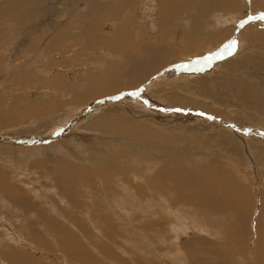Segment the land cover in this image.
<instances>
[{"label": "bare ground", "instance_id": "obj_1", "mask_svg": "<svg viewBox=\"0 0 264 264\" xmlns=\"http://www.w3.org/2000/svg\"><path fill=\"white\" fill-rule=\"evenodd\" d=\"M35 1L36 6L41 5L42 7L41 11L36 8L38 13H28L35 8L30 3L10 6V10L13 11L11 14L15 16L14 20L19 19V24L22 26L27 23L22 19H44L43 26L36 29L40 34L37 42H30L24 51L17 48L19 44L10 45L9 43L10 38L21 37L23 34L21 32L10 34L7 36L8 39L4 40L5 36L2 34L7 27L3 28V23H0V79L2 77L8 79L12 76L14 79L11 82L15 84L13 91L0 97V122H6L5 127L0 126V170L14 169L17 171V168L14 167L15 162L21 164L26 163L27 159L31 161L35 158L48 163L55 161L59 163V166L52 169L53 175L50 181L46 178L31 180V183L36 186V190L31 194L34 198L27 200L20 197L18 190L15 192L8 185L5 181V174H0V207H4L1 211L8 217L11 214L8 210L15 208L17 213L15 217H21V220L11 221L12 225L9 228L0 227V264H55L49 260L44 262L21 250L18 240L24 238V233L21 232L23 224H33L39 229L47 226L44 231L48 232L49 236L64 232L57 236L55 241H49L47 244L52 251H60V255L61 252L63 255H72L69 261L75 264H162L161 262L164 261L166 264H170L169 261L161 259L169 244L166 245L165 242L163 244V241L161 243L160 239L144 241L145 245L136 244L137 236L134 237V233L133 235L119 227L118 233H110L112 240L117 241L98 240L100 239L99 234L103 237L108 235L103 230V222L95 219L105 218V215L102 214L103 210L109 211L110 214L118 212L123 219L128 218L127 221H132L130 216L127 217V213L132 211L144 213L148 209V205L150 207L149 214L155 212L153 205L163 209L161 219L154 220V223L149 222L160 232L168 229L174 230L175 219L180 220L176 224L186 222L185 220L190 218V221L197 222L198 226H204L205 223L201 220L202 213L200 212H205L204 214L206 212L224 213L232 210L236 211V218L239 217L241 221H243V216L241 217L240 213L245 212L250 223L256 216L255 240L252 234V239L256 244L252 243L254 252L251 257L257 258L259 264H264L263 250L260 244L262 238L260 219L264 217V196L259 193L260 191L258 194H246L235 178L229 173L221 171L219 166L224 161L222 158L226 156H223L224 151L238 153L236 150L239 149L238 142L230 133L238 135L245 146L246 140L253 144L259 140L252 139L253 135L243 134L244 132L242 133L241 130L239 132L242 134H240L237 129L249 128L250 124L255 125L256 123L258 128H261V125L264 124V84L259 86L261 83L258 81L259 79L264 80V32L252 28L245 33L249 42L243 49L241 48L242 42L239 48L235 46L236 50L233 51V55L240 50L242 53L222 62L219 65L220 73L219 69L215 67L216 74L201 79L194 78L196 80L189 81L187 84H183L185 83L183 82L180 85L182 87H179L178 84H168L161 77L164 73L154 76L162 68L179 63L177 61L180 60L175 57L179 54L184 56L181 52H193L194 56L198 57L204 53L209 56L212 53L214 55V49L217 43H220V39L214 38V35L217 34V37L220 34L224 27V19L244 18L247 16L249 7L253 11H261L260 7L264 8V0H250L249 7L244 4V0H185L186 5L181 4L178 7L176 17H172V11H167L161 6L165 5L167 9H174L180 2L179 0H151L153 5L162 8V11L165 12V17L162 20L156 19V16H152L154 13L146 9V0H59L60 5H54L56 3L54 0ZM45 2L50 3L49 6H54L49 7ZM83 6H87V9ZM112 8L129 11L125 12L128 14L111 12ZM72 11L81 14V16L71 15ZM7 15L0 14V18ZM49 15H56V18L48 22L45 18ZM118 16L130 19L132 25H128L127 32L122 30L125 25L121 29L111 23ZM217 17L224 19H218L214 26ZM32 23L29 22V24ZM101 24L102 26H100ZM72 25L76 26L74 33H68V28H72ZM106 26H108L107 33L104 32ZM115 28L120 29L117 41L112 40ZM209 30H212V34L209 33ZM35 34L36 32H29L28 41H31ZM242 38L244 37L240 36L237 42ZM189 39L194 41L188 43ZM212 39H214L213 46H209L208 43ZM69 40L71 41L68 42ZM63 41L72 43L75 48H71L68 44L67 47H64L65 49H60L59 54L53 55L50 63L47 61L37 63L43 54L53 53L51 48ZM177 43L183 48H175ZM84 44H91L94 49L102 47L101 51L108 53L101 58L103 62L98 60L97 64L88 66L87 62L96 58L87 54ZM87 49L94 50L91 47ZM67 52L70 54L67 55ZM69 58L74 59L70 61ZM73 61H78V63L72 65ZM210 61L211 59L208 64H205L210 66L212 63ZM211 65H215V63ZM51 68H56V76L48 78L50 74L47 73V69ZM59 69H61V73L57 72ZM209 71L211 72V70ZM209 71H205L206 74L210 73ZM197 75L196 73V77ZM159 76L161 78L156 80ZM148 81L152 82L148 85ZM143 84H147L149 87L145 90L142 89L140 93H144L145 97H149L153 103L168 105L173 109L174 107H183L186 110V106L195 107L208 115L214 114L215 117L227 119L229 125L220 124L214 120L215 118H211L212 121H210L211 119L208 121L206 119L191 120V117V119L189 118L191 121L186 120L185 117L189 114L184 117L185 120H182L183 116L181 118L177 116L178 119L175 120L171 114H168L169 117L159 114L152 115L143 109V104L138 102L139 100L145 101L146 98L143 100L141 97H126L118 99V101L121 99L118 104L125 99L130 100V105L126 110L124 107L116 105L95 106L91 116L86 121H82V124H78V127H81L79 130L70 131L71 133L69 132L64 138L57 141L47 140L49 137L47 136V138L46 134L49 131L52 134V129L66 124L65 120L69 119L68 117L77 108L82 106L88 108L91 103L98 101L93 100L88 105H84L82 104L83 98L96 97L111 91H121L125 87L132 90ZM3 88L0 85V90ZM148 90L149 92H147ZM31 93L32 95H29ZM132 100H135L134 103ZM74 106L76 108L70 113ZM90 106L92 107V105ZM59 108H63L65 112L59 111ZM19 110L26 119L19 116ZM124 111L130 112V118L122 115ZM28 113H32L31 117H27ZM184 114L180 113V115ZM254 115L255 117H253ZM146 116L148 119L143 121L139 128L134 117L144 120ZM252 117L257 122L252 121ZM236 122L241 125H234ZM235 128L237 132L233 130ZM262 130L261 128L258 131ZM78 131L80 132L76 133ZM184 132L188 134L186 137H184L186 134ZM186 140L187 142H185ZM210 140L216 142H213V144H217L215 148L222 146L223 152L214 150L208 144ZM101 143L104 144V147L100 145ZM116 145L120 149L114 150ZM194 147L200 148L201 151L190 152ZM255 148L259 152L257 159L260 162L263 161L264 142L260 145V149L259 147ZM66 150L70 157H67ZM83 150L86 151V155L84 154V157L80 158L78 151L83 152ZM194 150L196 151V149ZM116 153L121 154L120 157ZM203 153L208 155V159H213V162L205 163L203 166L198 162V167L195 166V162L194 164L186 163L188 155L191 154L194 158L195 155ZM99 154L102 156L100 157ZM124 157L125 159H122ZM42 164L37 162L34 167L30 168V171L35 170L38 175L37 170L40 166L41 171ZM157 169L162 170L163 173L176 172L165 180L152 181L154 174L147 175L146 173ZM217 171L218 173H216ZM259 175L260 180L264 183V174L259 173ZM86 178L93 187L97 186V191L94 194L88 192L91 186L87 185L89 182ZM140 181L144 183L146 190H140L138 185ZM41 182H48L49 185L43 187L40 185ZM155 183L157 188H151V185ZM106 194L114 197L113 203L106 200ZM138 197H142L145 205L136 202ZM178 197L183 200L188 197L192 198L193 210L184 213L182 209L184 203L178 201ZM21 200L29 205L28 201L34 204L39 202L42 204V210L37 209L36 212H29L30 214L28 213L29 216H27L22 213L24 209L19 205ZM258 201L260 209L257 213ZM69 207L71 210L84 211V214L81 213L80 217L74 215L75 217L72 218L71 214L67 212ZM3 213L2 215H4ZM47 213L51 215L49 216ZM151 214L153 215V213ZM33 216L36 218L39 216L41 219L32 222ZM88 216L99 222L93 226L95 229L93 232L88 231L84 226V218L87 222ZM146 222V218L142 215L141 219L131 222V226L134 230L137 229V226L145 225ZM113 225L115 227V223ZM32 230L34 232L30 230L31 234L29 233L28 236L36 243H44V237L39 235V230ZM12 231L15 232L14 236H10ZM94 232L97 237L93 234ZM154 232L157 236V232ZM126 234L129 235L126 236ZM161 234L158 233V238L161 237ZM113 237L116 238L113 239ZM118 241L122 244H119ZM202 241L201 238L196 239L195 249L197 251H201ZM152 244L159 250H156ZM124 245L130 248H124ZM224 245L223 260L219 262L216 259L213 261L214 263L246 264L249 262L245 259L246 252L243 247H236L235 250L229 245ZM173 246L180 251V254H183L181 259L178 256L179 263L201 264L194 260L198 254H190L185 244L180 245L176 241ZM58 247L60 249H57ZM36 248L38 247L36 246ZM119 250L129 253L130 261H128L129 257L127 260L122 258L124 256L120 257ZM150 251L153 253H149Z\"/></svg>", "mask_w": 264, "mask_h": 264}, {"label": "rangeland", "instance_id": "obj_2", "mask_svg": "<svg viewBox=\"0 0 264 264\" xmlns=\"http://www.w3.org/2000/svg\"><path fill=\"white\" fill-rule=\"evenodd\" d=\"M54 1L56 2L54 5L59 4V2H60L59 0H54ZM179 1L180 2L176 5V8L174 7V9H167L165 5H162L161 7L163 9H166L167 11H172V17H176L177 16L178 7L181 4L186 5L185 0H179ZM19 3H21L22 5H27L26 3H30L31 5L35 6V8L32 9L31 11H29L28 13H38L39 11H37L36 8L41 11L42 7H41V5H37L36 6V1L35 0H0V14H8L4 18H0V23H3L2 24L3 28L7 27L6 30L4 31V33L2 34V35L5 36L4 40H7L8 39L7 36L10 35V34H16L17 32H21L23 34L21 37L10 38L9 39V43H10V45L13 44V43L19 44L17 48L20 51L21 50L24 51L27 48V46H28V44L30 42H34V43L37 42L38 38L40 37V34L38 33V31L36 29L41 28L43 26L44 19L43 18H37L35 20L22 19V20H25V22H27V23H26L25 26L20 25L19 21H18L19 19L18 20H14L15 16H14V14H11L13 11L10 10V6H15V5H18ZM45 4H47L48 6L50 5V3L48 4L47 2H45ZM146 4H147L145 6L146 9L147 10H151L154 13V15H152V16H156V19L162 20L163 17H165V12L162 11V8H160V7L158 8L155 5H153V2L151 0H146ZM244 4L247 7H249L250 6V0H244ZM54 5L49 6V7H53ZM83 8L87 9V6H83ZM260 10L261 11H258V10L257 11H253L251 9V7H249V8H247V16L246 17L244 16V18H239L240 20L237 19V18H233V19L229 20V19H224V18H221V17H217L215 19L213 25L215 26V24L218 21V19L221 18V19H224V27L225 28L223 27V29L221 30L220 34L217 37H216L217 34L214 35V38L220 39V43H217V46L214 49L215 52L217 53L216 54L214 52L215 56L213 55V53H212L211 56H209V54L207 55V54L204 53V54H202V55H200L198 57V56H194L193 52H181V54H183L184 56H181L179 54L177 57H175L177 60H180V61H177L179 63H176L174 65L171 64L168 67L162 68L160 70V72H158L154 76L156 77L157 75H159L161 73L162 74L164 73L162 76L161 75L160 76L163 77L168 84H171V85H177L178 84L179 87H182L180 85H182L183 82H185L183 84H187V82H189V81L196 80V79H201V78H204V77H207V76H212V75L216 74L217 71H215L216 70L215 67H217L219 69V65L222 62H224L228 58H234V57H236V55L242 53V50H240V51H237L235 53V55H233V51L235 52L236 47L239 48L241 42L243 43V45L241 47L242 49L249 42V39H248V37H247V35L245 33H247L252 28L260 29V31L264 32V8L260 7ZM3 11H6V12H3ZM15 11H17V10H15ZM112 11H117V12H122L123 14H128V13H125V12L129 11V10L121 11L118 8H112L111 12ZM70 14L75 16V17L81 16V14H78V13L76 14L75 11H72ZM55 18H56V15H49L45 19L48 22H50V21H52ZM29 22H33V23L29 24ZM111 23L114 26H118L119 28L121 27V29L125 25L122 30H124L126 32L128 31V25H130V26L132 25L130 19L128 17L126 18L124 16L116 17ZM100 26H102V24ZM75 28H76V26H74V25H72V28L69 27L68 28V33H74ZM229 30L231 31L230 34H229ZM107 31H108V26H106L104 28V32L107 33ZM114 31L115 32H114V34L112 36V40L113 41H117L118 38H119L120 29L115 28ZM214 31H215V29H214ZM29 32L30 33L31 32H36V34L34 35V38L31 41H28ZM209 33L212 34V30H209ZM240 36H243L244 38L238 40L240 42L239 43V42H237V39ZM213 40L214 39H212L208 43L209 46H213ZM70 41L71 40H69L68 42H70ZM193 41H194L193 39L187 40L188 43H192ZM2 42H4V41H2ZM173 42H174V40H173ZM86 43H87V41H86ZM68 44H70L71 48H75V45H73L72 43H65L63 41L60 44H58L56 46L54 45L51 48V51H53V53L43 54V57L37 63H43V61H47L48 63H50L51 62L50 59L53 58V55L59 54L60 53V49L64 48V47H67ZM85 44H84V47H85V50H86L87 54L90 55L91 57H95L96 58L94 60L88 61L87 62V63H89L88 66L97 64L98 60L103 62V60L101 58H103L105 56V54H108V53L106 51H101L102 47L99 48V49H94V47L91 44H87V45H85ZM88 47H91L94 50H88L87 49ZM175 48H183V46L177 43V44H175ZM190 48H193V47L190 46ZM66 54L69 55L70 53L67 52ZM83 54L85 55V53H83ZM208 58L211 59L210 63L211 62L213 64L215 63V65H211L212 64L211 63L210 66L209 65L207 66V64L209 62ZM73 59L74 58H69L70 61H72ZM77 63H78V61L77 62L76 61L71 62L72 65H76ZM205 63H207V64H205ZM81 65L83 66L82 62H81ZM60 70L61 69H59L57 72L61 73ZM209 70H211V72ZM205 71L206 72L209 71L210 73L206 74ZM218 71L220 73V69ZM47 73L50 74V76H48V78L55 77L56 76V68L47 69ZM196 73L200 77L198 75L196 77ZM200 73H203V74L200 75ZM160 76L157 77L156 80L161 78ZM194 78H196V79H194ZM13 79H14V77H12V76L8 77V79H3V77L0 79V85L4 87L2 90H0V97H3L5 94H7V93H9V92L14 90L15 84L11 82ZM170 79H171V81H169ZM258 81L261 83L260 85L258 84L259 86H262L264 84V80L263 79H259ZM151 82L152 81H150V82L148 81L147 84L149 85ZM147 84H143L141 86L134 87L132 90L125 87L121 91H111L110 93L101 94V95H98L96 97L83 98L82 99V104H84V105H88L93 100H98V101H95V102L91 103L90 105H92V107L90 105L88 106V108L87 107L83 108V106L81 108L79 107V109L77 108V110H75L76 112L75 111L73 112V109H75L76 106L72 107L70 113L73 112V114L68 117L69 119L65 120V121H67L66 124H64L62 126H60L61 125L60 124L59 125L60 127L57 126L58 128L52 129V134L49 133V132H51V131H49L48 133L51 134L52 136L47 133L46 137L48 136L49 138L47 137L48 139L47 138L46 139L47 140L51 139V140L57 141V140H60V139L64 138L70 131L71 132H75V131L79 130V128H81V127H78V124L79 125L82 124L83 123L82 121H86L89 118V116H91L90 114L92 113V110L95 108V106H99V105H102V106L116 105V106L124 107L125 110H126L128 105H130V100L127 101V99H125L120 104H118L122 98H126V97L127 98L128 97L129 98L130 97H138V98H140L141 97L143 100H145V98H146L145 94L143 93L144 94L143 95L142 93H140V91L142 89L145 90V88H148L149 86ZM147 92H149V90ZM29 95H32V93L29 94ZM116 96H118V97H116ZM119 98H121V99L118 101ZM134 101L135 100H132V103H134ZM151 101L152 100H150V98L148 97V98H146L145 101L139 100L138 102L141 105L143 104L142 105L143 109H145V111L151 113L152 115L159 114V115H161L163 117H166V116H168V114L169 115L171 114V116L174 117L175 120L178 119V118H176L177 116L180 117V118H181V116H183L182 120H185V119L186 120H190L192 118L191 120H193V119L200 120L201 119V121H202V120L206 119V121H208V119L215 118L214 120H217L218 122H220V124L224 123L225 125H229V124H227L228 123L227 119L222 118V117H215L216 115H214V114L208 115V113H206V112H204V111H202L200 109H196L195 107H191V106L187 107L186 106V110L183 107H177V108L174 107V109H173V107H171V106H168V105L165 106L164 104L160 105V103H157L158 104L157 105L156 103H153V101L152 102ZM77 106H80V105L77 104ZM148 108H149V110H148ZM62 110H63V108H59V111H62ZM62 112H65V110H63ZM180 113L181 114L186 113V114L180 115ZM177 114H179L180 116L177 115ZM187 114H189V115H187ZM199 114H200V116H199ZM2 115H5V113H2ZM31 115H32V113H30V114L28 113L27 117H31ZM122 115L124 117H126V118H128V117L130 118V112L124 111V112H122ZM19 116H21L23 119H26L24 117V115L21 114V110H19ZM192 116L193 117L195 116L196 118L195 117L193 118ZM197 116H198V118H197ZM184 117H185V119H184ZM253 117H255V115ZM253 117H252V121H256L257 122V120H255ZM80 118H82V119H80ZM134 119L137 121L138 127L140 128L142 126L143 121L148 119V117L146 116L144 118V120L136 118V117H134ZM212 119L210 121H212ZM219 119H222V120H219ZM65 121H63V122H65ZM5 124H6L5 121L4 122H0V126H2V127H5ZM230 124H232V123H230ZM238 124H239L238 122L234 123V125H236V126H240L241 125V124L240 125H238ZM255 125H253V124H250V126L248 125L250 129L247 128V127H242V129H244L243 131H242V129H237V130H238V133H240L239 131L241 130L242 133L244 132L243 134H247V135L249 134L250 136L253 135L252 139L261 140V142H258L259 140L257 141L258 144H257V142H255V144H253L251 141L246 140L245 141L246 146H245V145H243V143L239 139L238 135L230 133L238 142L239 149H236L238 151V153H232V152H227V151L223 152L222 151L223 150L222 146L215 148V146L217 145V144H215L216 143L215 141H211L210 140L211 142L209 141L208 144L214 150L222 151L223 154H224L223 156L226 155L225 158L224 157L222 158V160H224V161H222L221 164H219L221 171H223V172H225L227 174L229 173L230 175H232L235 178V180L238 182V185L242 186L243 191H245L246 194H251V195L252 194H258V192L260 191L259 193L260 194L262 193L263 196H264V183L259 178V176H260L259 173L264 174V167H263L264 160L260 162V160L257 159V154L259 152H257V150L255 148V147H259V149H260V145L264 142V138H263L264 137V134H263L264 133V126H263L264 124L261 125V128L263 129L262 131H258L261 128H258V124L257 123ZM256 127H257V130H256ZM251 128H255V129L251 130ZM233 130H235V132H237L236 128L233 129ZM64 131H65V133H64ZM79 132L80 131H78L76 133H79ZM184 133H186V132H184ZM242 133H240V134H242ZM230 134H227V135L230 136ZM187 135L188 134L186 133L184 135V137H186ZM256 136L258 138H255ZM185 142H187V140ZM213 142H215V143L213 144ZM247 142H248V144H247ZM100 145L103 146L104 144L101 143ZM69 147H67V148H69ZM117 147H118V145H116L115 148L113 147L114 150L120 149L119 147L118 148ZM67 148H65V149H67ZM204 148H205V146H204ZM194 149H196V151ZM199 149H197V147H194L193 149H191V150L188 149V150H190V152L192 151L194 153L195 152L198 153V152L201 151V149L200 150ZM67 153H68V151H67ZM84 154L86 155V151L85 150H83V152L82 151H78V156L80 158L84 157ZM191 154L188 155V159H186L185 161H186V163L188 162V163H191V164H194V162H195V166L196 167H198V164H202V166H203V164H205V163L213 162V159H208V155L206 153H203L202 155H195L194 158L191 156ZM116 155L120 157L121 154H117L116 153ZM204 155H205V157H204ZM99 156L101 157L102 154H99ZM197 156H198V158H197ZM67 157H70L69 153H68ZM189 158H191V159H189ZM192 158L194 159V161H193ZM122 159H125V157L122 158ZM37 162L43 163L42 167H41V171H40V166H39V170H37L39 172L38 175L35 173V170L30 171V168L34 167ZM256 165H258V166H256ZM58 166H59V163L55 162V161H53L52 163H48L47 161H42L39 158H35V159L31 160V161H29V159H27L26 163H21V164H17L16 162L14 163V167L17 168V171H15L14 169H11V170L10 169H8V170L1 169L0 170V174H2V175L5 174V181L8 183V185L10 187H12L15 192H16V190H18L20 197L25 198L27 200L29 198L30 199L34 198L33 196H31V194L36 190V186H34L31 183V180L32 179H36V178H46L48 181H50V178L53 175L52 169L53 168H57ZM260 167H261V170H260ZM175 172L176 171H172V173H169V171H168V172L163 173L162 170H158L157 169L156 171H148V173H146V174L147 175L154 174V177L152 178V181L155 180L157 182L159 180H165V179L169 178ZM216 173H218V171ZM184 174H188V173H184ZM29 175H31V177H29ZM263 179H264V175H263ZM86 180L89 182L88 184L86 182V184L89 185L90 181L87 178H86ZM91 180H92V177H91ZM40 185L44 187V186H47L49 184H48V182L47 183L41 182ZM138 185H139L140 190L145 189V185H144V183L142 181H140ZM90 186H91V189L88 192L94 194L95 191H97V186L94 185L95 187H93L91 184H90ZM243 186H245V187H243ZM151 188H153V189L157 188L156 183L151 185ZM148 195H149V191H148ZM105 198H106V200H108L111 203H113L112 200H113L114 197L106 194ZM146 198H148V197H146ZM90 199H93V198H90ZM24 200H21L19 205H20V207H23L24 211L22 213H24L25 215L29 216L30 213L36 212L37 209H40V211L42 210V204H39V202H35L36 204H34L31 201H28V203H30V205H29V204H26V202ZM178 201H183L184 205H183L182 209H183L184 213L186 211H188V210H193L194 205H193L192 198L188 197V199L183 200L181 197H178ZM23 202H24V204H22ZM136 202H139L140 204L145 205V202L142 199V197L141 198L138 197ZM111 203H108V204H111ZM160 204H161V202H160ZM257 204L258 205H257L256 211L258 213L259 209H260L259 201L257 202ZM111 205H113V204H111ZM147 208L149 210L146 209V211H145L146 213L145 212L144 213H141V212L139 213V212H133L132 211L134 213L133 214L131 211H130L131 213L128 212L127 213V217L130 216V220L132 219V221H127L128 218L126 220L123 219L122 215L121 214L119 215L118 212L117 213H113L114 214L113 215V214H110L109 211L103 210L102 214L105 215V218H95V219H97V221L103 222V224H102V225H104L103 230H105V234L106 235L108 234V235L105 236L106 237L105 238V237H103V236H101L99 234V238L100 239H98V238L97 239L98 240H102L103 242L105 241V239L106 240H110V241H117V240H112V235L110 233H118L119 227H121L122 229L124 228V230L126 232H131L132 234L134 233L135 234V235L133 234L134 237L137 236L136 237V244H144L145 245L144 241L147 242L150 239L151 240L160 239L161 243L163 241V244H164V242H165L166 245L169 244L170 246L167 245L168 247L165 249L166 253H164L162 255L163 257L161 256V259L169 261L170 264H184V263H179V257H178V256H180V259H181V256L183 254H180V251L173 246L174 242H176V241H178L180 245H184L185 244V246H186V248H187V250H188V252L190 254H196L197 253L198 255L194 257V260L199 261L201 264H216V263L213 262L214 260L218 259L219 262L221 260H223L222 259V255L224 254V246H225L224 244L229 245V247H231L232 249H235V250L237 249L236 247H239V246L243 247L244 252H246V255H245L246 258L245 259H247L249 261L246 264H257V262H258L257 258L254 259L253 257H251L252 252H254V249H253L254 245L256 244V243H254V240L256 239V234H255V227H256L255 226L256 225L255 219H256V216H254L255 217L254 219L252 218V221L250 223V220H248L247 214H245V212H241L243 215L240 213L241 217L243 216V218H242L243 221H241L239 219V217L236 218L237 217L236 211H232V210L224 212V213H222V212H212L213 214L210 213V212H206V214H204L205 212H200V213H202L200 215L201 220L204 221V223H205L204 226H198L197 222L190 221V218L185 220L186 222H182V223L176 224L180 220L179 219H175V222H174V227L175 228H174V230L168 229L167 230L168 233H167L166 230H162L163 232H165V233H163L162 231L160 232V230H156L153 226H151L152 224L149 223V222H153L154 223L155 221L161 219L163 217V216H161L163 214V209L160 206L153 205V208L155 209V212H151V213H153V215H152L151 213L149 214V211H150L149 205L147 206ZM1 209H4V207H0V225H1L0 227L9 228V226L12 225L11 221L21 220V217H17V218L15 217V216H17V213L15 212V208H14V210H11V209L8 210L9 212H11V214L8 215V217L1 211ZM110 209H112V208H110ZM1 212L5 216L2 215ZM67 212H69L71 214L70 216H72V218L75 217L74 215L80 217L81 213L84 214V211L71 210L70 207H69ZM232 212H233V214H232ZM47 214L49 216L51 215L49 213H47ZM47 214H42V215H47ZM220 214H221V216H219ZM237 214H239V213H237ZM142 215H144V217L146 218L147 222L145 223V225H141L140 227H138L136 225L137 229L133 230L131 224L134 221H137V220L141 219ZM39 216L42 218L41 215H39ZM39 216H38V218L33 216L32 217V222L34 220H40L41 218H39ZM111 216L112 217L115 216V217H118V218H114L113 217V219H116V220H113ZM154 217H156V218H154ZM84 219H85L84 220V224H85L84 226L88 229V231L89 230L92 231V232L95 231L93 226L95 225V223L97 224L99 222H97L96 220L91 219L89 216L87 218V222H86V218H84ZM75 220L78 221L77 218H75ZM260 222H261L260 223L261 224V226H260V235L262 237L260 239L261 240L260 244H261V248L263 250L262 255H263V259H264V217L262 219H260ZM113 223H115V227H113L114 226ZM245 224H246V226H245ZM187 226H189V227H187ZM21 227H22L21 228V232L24 233V238L18 240V246L21 248V250L23 252H26L27 254L29 253L32 256L36 257V258H40L44 262L49 260V261L54 262L55 264H75L74 262L69 261V259L72 257V255H63L62 254L63 252H61V255H60V251H56V252H54L55 250L52 251L50 249V247L48 246V244H47L49 241H55L57 239V236H60L64 232L54 233L53 235L49 236V233L44 231L47 228V226H43V227H41V229H39L38 227H34L33 224H28V225L27 224L26 225L23 224V226H21ZM121 228H120V230H121ZM176 228H178V229H176ZM32 229L39 230V235L44 237V243H36L28 236L29 233L31 234V231H33ZM154 231L157 232V236H156V233ZM250 231H251V233H250ZM55 232H56V229H55ZM98 232H99V230H98ZM146 233H148V234H146ZM158 233L159 234L162 233L160 235L161 237H159V238H158V236H159ZM240 233H241V235H240ZM14 234H15L14 231L10 232V236H14ZM93 234L95 235V237H97V234L95 232ZM163 234H164V236H162ZM252 234L254 235V237H253V239L255 238L254 240L252 239ZM127 235H129V234H126V236ZM162 237H164V238H162ZM166 237H168V238H166ZM172 237H174V238H172ZM115 238L116 237H113V239H115ZM140 238H143L145 240L142 241V239H140ZM198 238H201L203 240L201 242L202 243L201 251H197V249H195L196 248L195 246L197 245L196 239H198ZM165 240H167V241H165ZM118 243L122 244L119 241H118ZM252 243H254V245H252ZM36 246L38 248H36ZM126 247L130 248L129 246H126ZM126 247L124 245V248H126ZM151 248H153V247H151ZM154 248H155V246H154ZM57 249H60V247H58ZM132 249L133 248L131 246V250ZM155 249L159 250V248H155ZM249 250H250V252H249ZM172 251H173V253H172ZM149 253H153V252L150 251ZM156 253H157V251H156ZM118 254H119L120 257L124 256L122 258L126 259V260L129 257L128 261H130V256L131 255L129 253L127 254V253L122 252V251L119 250ZM166 255H168V256H166ZM175 256H176V258H175ZM208 261H209V263H208ZM161 263L162 264H166L165 261L161 262ZM258 264H259V262H258Z\"/></svg>", "mask_w": 264, "mask_h": 264}, {"label": "crops", "instance_id": "obj_3", "mask_svg": "<svg viewBox=\"0 0 264 264\" xmlns=\"http://www.w3.org/2000/svg\"><path fill=\"white\" fill-rule=\"evenodd\" d=\"M158 76V75H157Z\"/></svg>", "mask_w": 264, "mask_h": 264}]
</instances>
